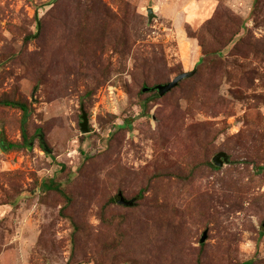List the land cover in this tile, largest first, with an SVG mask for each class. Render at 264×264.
Segmentation results:
<instances>
[{
	"label": "rangeland",
	"instance_id": "374dc122",
	"mask_svg": "<svg viewBox=\"0 0 264 264\" xmlns=\"http://www.w3.org/2000/svg\"><path fill=\"white\" fill-rule=\"evenodd\" d=\"M2 100L0 264H264V0H0Z\"/></svg>",
	"mask_w": 264,
	"mask_h": 264
},
{
	"label": "water",
	"instance_id": "95a60500",
	"mask_svg": "<svg viewBox=\"0 0 264 264\" xmlns=\"http://www.w3.org/2000/svg\"><path fill=\"white\" fill-rule=\"evenodd\" d=\"M146 12H147V17L149 21L153 17H155L152 7H148ZM193 73H194V70L182 71L178 73L177 75H175L168 82L156 84L153 87H151V89L156 90L157 93L161 96L165 94L166 92H168L171 88L175 87L179 81L187 77H190ZM148 89L150 88L148 87L143 88V90H148ZM81 119L82 120L79 124L80 131L82 133H87L89 130L88 129V119H87V114L83 109H81ZM212 161L216 166H220L223 162H228V156L225 152L219 151L212 157ZM134 200H135L134 198L127 200L124 198V196L121 193H118V199H117L118 204L125 205V206H132L134 203ZM263 228H264V223H263ZM205 238H206V232H203L202 237L200 238L199 242H203Z\"/></svg>",
	"mask_w": 264,
	"mask_h": 264
},
{
	"label": "trees",
	"instance_id": "16d2710c",
	"mask_svg": "<svg viewBox=\"0 0 264 264\" xmlns=\"http://www.w3.org/2000/svg\"><path fill=\"white\" fill-rule=\"evenodd\" d=\"M148 88H150L148 90H152L151 87H148ZM157 94L158 93H154V95H157ZM0 103H2L3 105L18 106L21 109V111H22V117H21V136H22V139H23V144L29 145V142L30 141L27 139L26 134H25V123H26L27 117L29 115V110H28L26 104H24L23 102H10V101H6V100H2V101H0ZM126 124L129 125L130 124V120H127ZM15 145H16L15 143H7V144L1 143V146H2L3 149L9 148V147H13ZM212 167L215 168V166H213V165H212ZM44 187L47 188V189H55L57 191L59 190L58 185L55 184L52 181L49 182V183L44 184ZM243 263L244 264H250L251 263V260L245 261Z\"/></svg>",
	"mask_w": 264,
	"mask_h": 264
}]
</instances>
